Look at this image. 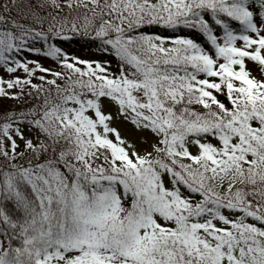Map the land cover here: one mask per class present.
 <instances>
[{"label":"snow or ice","instance_id":"6c2138e0","mask_svg":"<svg viewBox=\"0 0 264 264\" xmlns=\"http://www.w3.org/2000/svg\"><path fill=\"white\" fill-rule=\"evenodd\" d=\"M64 3L87 9L79 27L0 6V96L44 92L37 72L48 86L42 105L0 116V264H264V0ZM69 23L116 72L53 42Z\"/></svg>","mask_w":264,"mask_h":264},{"label":"trees","instance_id":"16d2710c","mask_svg":"<svg viewBox=\"0 0 264 264\" xmlns=\"http://www.w3.org/2000/svg\"><path fill=\"white\" fill-rule=\"evenodd\" d=\"M5 2H9L10 0H0V6H2ZM43 3L44 7L40 8L39 4ZM58 3H60V9L54 8L50 0H17V4L19 5L18 8L11 11L10 15L13 18H20L24 16L25 12L27 11L26 5H32V11H35L39 16L44 17V22L42 25H38V27H43L44 29H47L50 24L56 23V26L59 27V21L62 20V18L67 17V14L71 11H81L82 15L79 16L80 19L87 13V9L84 8H76L75 4L73 6V9H68L67 6L64 3V0H58ZM58 13V15H57ZM0 14L9 15L8 13H2V9H0ZM51 16H56V22L52 21ZM23 23H32V20H21ZM82 22L78 23V27ZM234 27H239L237 22H233ZM68 27L70 25L65 26V31L67 33L68 38L65 39L63 37L56 38L55 42L59 47H61L65 52L68 50H75V51H89V52H95L97 53L102 59L110 60L113 64H118V59L109 53H104L99 50L98 40H93L91 36H84L83 33H76L73 34L71 32H68ZM146 31L152 32L154 34H167L171 35L172 33L162 29L160 26H153L151 29H146ZM177 34L181 35H188L191 38L197 39L198 42H203L202 36L195 32V30H188L184 29L182 31H179ZM38 47H42V44H37ZM31 55L36 56H42L38 55L36 53H30L25 51L22 54V58L30 57ZM44 59L48 62H56L52 58L43 56ZM42 73H38L37 76H34L33 82L38 84H44V92L37 93L34 89L31 90V96L27 94L29 89L25 90V94L21 96L19 99H12V100H5L0 105V116H2L5 112H24L33 107L34 105L39 106L43 104V99L45 95L47 94L48 86L45 82H42L38 79L39 75ZM47 75V74H45ZM49 79H51V76H48ZM19 91V90H18ZM54 95V93H53ZM10 99V97H8ZM0 123H2V120H0ZM27 124L25 121L24 123L20 124V126H23ZM24 151V150H23ZM27 159V155L25 157ZM19 163L23 164L24 160H18ZM0 163L2 161L0 160Z\"/></svg>","mask_w":264,"mask_h":264},{"label":"rangeland","instance_id":"374dc122","mask_svg":"<svg viewBox=\"0 0 264 264\" xmlns=\"http://www.w3.org/2000/svg\"><path fill=\"white\" fill-rule=\"evenodd\" d=\"M82 14H84V13H82L81 11L74 10V11H71V12H69L67 14V18H68L69 22H71V20L73 18H79V16L82 15ZM82 21H83L82 19H78L77 20V25H78V23H80ZM69 25H70V23H69ZM67 52L70 55L79 56L82 59L104 60L95 52L75 51V50H68ZM26 59H28L29 61L36 60V61L40 62L41 64H43L45 67H49V68H58L59 67L57 62H48V61H46L44 59L43 56L31 55L30 57H27ZM117 66H118V64L111 63V69H112L113 72L117 71ZM246 67L251 70V75L252 76L256 77L257 79L261 78V70L259 69V66L255 62L247 61L246 62ZM38 73L39 72H37L35 76H37ZM17 74L21 75V76L24 75V73L22 71H18ZM0 76H3L5 78H7L8 74L6 72H4L2 69H0ZM17 91H18V89H17ZM12 99L13 98L8 99V97L0 96V105H1V103L3 101L12 100ZM116 126L120 130L122 136L126 137L131 142L137 144L138 147L143 144V136H142V134L133 125H131L128 122L117 121L116 122ZM20 127H21V129L24 132L26 137H32L33 139L35 138V131L31 130L27 124H25L23 126H20ZM16 139H17V143L19 145L17 150L18 151H23L24 150L23 142L18 137ZM0 160L3 162L2 158H0Z\"/></svg>","mask_w":264,"mask_h":264}]
</instances>
